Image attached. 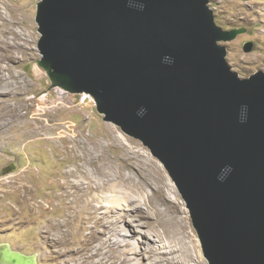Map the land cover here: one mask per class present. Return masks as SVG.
<instances>
[{
    "label": "water",
    "instance_id": "obj_1",
    "mask_svg": "<svg viewBox=\"0 0 264 264\" xmlns=\"http://www.w3.org/2000/svg\"><path fill=\"white\" fill-rule=\"evenodd\" d=\"M40 63L163 165L208 264H264V71L240 78L208 0H41ZM248 53L253 43H243ZM0 264H38L0 244Z\"/></svg>",
    "mask_w": 264,
    "mask_h": 264
},
{
    "label": "rangeland",
    "instance_id": "obj_2",
    "mask_svg": "<svg viewBox=\"0 0 264 264\" xmlns=\"http://www.w3.org/2000/svg\"><path fill=\"white\" fill-rule=\"evenodd\" d=\"M40 1L1 0L0 4V244L35 256L38 264H83L77 250L92 231L95 219L85 211L97 192L93 184L80 186H86V192L74 190L65 184L72 178L64 173L72 169L97 171L100 162L93 158V152L98 151L92 144L83 143L97 139L110 161L120 164L129 156L152 183L158 174L162 176V193L177 199L178 212L184 206L186 213L182 216L195 238L201 262L208 264L185 203L163 165L140 141L104 121L93 103L80 104V94L64 91L59 99L60 88L54 86L55 81L41 65L37 49L40 34L35 18ZM208 7L217 26L241 32L233 40L219 43L225 47L231 71L240 78L263 72L264 0H208ZM248 41L253 49L246 53L242 46ZM74 191L79 197L74 204L76 216L69 215L75 216L69 237L64 244L56 245L54 227L72 212L67 209L66 194ZM152 194L146 187L145 195ZM108 197L111 200L110 194ZM112 257L105 264L120 263Z\"/></svg>",
    "mask_w": 264,
    "mask_h": 264
},
{
    "label": "bare ground",
    "instance_id": "obj_3",
    "mask_svg": "<svg viewBox=\"0 0 264 264\" xmlns=\"http://www.w3.org/2000/svg\"><path fill=\"white\" fill-rule=\"evenodd\" d=\"M61 90L60 100L66 92ZM83 143L92 144L98 151L97 154L92 151L93 158L100 162L97 171L72 169L64 173L66 178H72L65 184L74 190L86 192V186L82 189L80 186L93 184L97 192L92 199V203L96 201L97 205L89 203V210L85 211V214L95 221L90 236L85 238L77 250L82 263L105 264L114 255L119 264H202L195 238L189 232L186 217L182 216L186 213L183 203L179 202L183 208L178 212L177 199L162 193V176L158 174L154 184L141 173L132 157L128 156L122 159L120 164H116L113 159L110 161L102 153L99 140L87 139ZM85 159L86 155H83V160ZM91 160L93 159L90 156L89 161ZM126 169L130 174L124 173ZM135 177L138 181H134ZM84 179L87 181H83ZM146 187L152 189L151 196L145 195ZM75 194V191L73 194H66L69 201L67 209L72 212L65 213L67 218L54 227L56 245L64 244L69 237L70 224L77 211L74 204L79 198ZM108 194L112 196L111 200ZM161 206L163 208H160ZM99 212L102 216H95ZM101 225L104 227L102 230ZM105 248L107 249L104 252ZM143 258H146V262H143Z\"/></svg>",
    "mask_w": 264,
    "mask_h": 264
},
{
    "label": "built area",
    "instance_id": "obj_4",
    "mask_svg": "<svg viewBox=\"0 0 264 264\" xmlns=\"http://www.w3.org/2000/svg\"><path fill=\"white\" fill-rule=\"evenodd\" d=\"M80 104L82 103H85V102H91L95 105V102H94V99L89 95V94H85V93H82L80 94Z\"/></svg>",
    "mask_w": 264,
    "mask_h": 264
}]
</instances>
